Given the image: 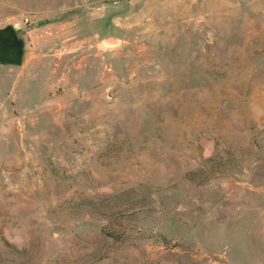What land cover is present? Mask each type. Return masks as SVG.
<instances>
[{
  "label": "rangeland",
  "instance_id": "1",
  "mask_svg": "<svg viewBox=\"0 0 264 264\" xmlns=\"http://www.w3.org/2000/svg\"><path fill=\"white\" fill-rule=\"evenodd\" d=\"M5 26L0 264H264V0H0Z\"/></svg>",
  "mask_w": 264,
  "mask_h": 264
},
{
  "label": "water",
  "instance_id": "2",
  "mask_svg": "<svg viewBox=\"0 0 264 264\" xmlns=\"http://www.w3.org/2000/svg\"><path fill=\"white\" fill-rule=\"evenodd\" d=\"M102 44L104 45H114L116 44V41L111 40V39H104L102 41ZM4 49H10L11 50V57L9 59L5 58V57H0V62L2 61H9V62H16L18 60L19 57V50L17 48V45L12 37V35L7 32V35L5 36V38H2L0 36V51L4 50ZM2 64V63H0Z\"/></svg>",
  "mask_w": 264,
  "mask_h": 264
},
{
  "label": "trees",
  "instance_id": "3",
  "mask_svg": "<svg viewBox=\"0 0 264 264\" xmlns=\"http://www.w3.org/2000/svg\"><path fill=\"white\" fill-rule=\"evenodd\" d=\"M2 31H8L12 35V37H13L16 45H17V48L19 50V57H18V60L16 62L2 61L0 63H2V64H14V65H18L20 63L21 54H22V51H21V48H22L21 41L16 37L14 31L11 29L10 26H5V27L1 28L0 29V32H2Z\"/></svg>",
  "mask_w": 264,
  "mask_h": 264
},
{
  "label": "flooded vegetation",
  "instance_id": "4",
  "mask_svg": "<svg viewBox=\"0 0 264 264\" xmlns=\"http://www.w3.org/2000/svg\"><path fill=\"white\" fill-rule=\"evenodd\" d=\"M8 31H2L0 32V36L2 38H5V36L7 35ZM12 53L10 49H4L2 51H0V57H5L7 59H9L11 57ZM1 61V60H0ZM5 61V60H4ZM7 61V60H6ZM9 62V61H8Z\"/></svg>",
  "mask_w": 264,
  "mask_h": 264
}]
</instances>
